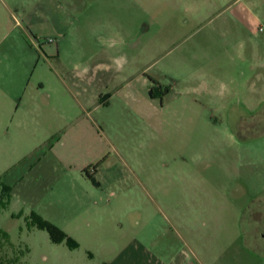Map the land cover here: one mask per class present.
<instances>
[{
  "label": "rangeland",
  "instance_id": "1",
  "mask_svg": "<svg viewBox=\"0 0 264 264\" xmlns=\"http://www.w3.org/2000/svg\"><path fill=\"white\" fill-rule=\"evenodd\" d=\"M56 43L61 62L77 63L92 78L77 87L79 94H112L120 84L113 80L117 66L128 62L133 69L125 76L141 75L136 86L153 80L164 93L152 104L153 123L161 103L181 95L190 107H204L215 131L207 133L201 157L189 162L166 136L146 133L143 119L121 116L115 99L88 117L102 129L133 128L108 144L93 136L87 146L44 150L33 137L61 132L0 133V264H99L84 242L85 200L71 193L53 164L72 158L81 166L101 149L112 162L113 147L125 161L140 160L130 167L149 189L169 191L163 199L169 210L156 216L164 226L169 220L173 252L181 247L199 264H264V0H0V62H13L20 74L30 65L36 84L41 49ZM137 98L136 108L145 111L148 95ZM102 196L94 198L99 206L106 204ZM31 214L71 235L78 247L52 243L31 224Z\"/></svg>",
  "mask_w": 264,
  "mask_h": 264
},
{
  "label": "crops",
  "instance_id": "2",
  "mask_svg": "<svg viewBox=\"0 0 264 264\" xmlns=\"http://www.w3.org/2000/svg\"><path fill=\"white\" fill-rule=\"evenodd\" d=\"M62 50L57 43L49 46L48 50L41 49L44 63L39 67V72L36 71V84H32L29 79L30 65L23 64L24 69L20 74L17 73L20 68L13 62H0V94L5 97L7 105L4 109L0 107V133H24L31 132V129L34 134L61 132L59 137H33V142H39L44 150L47 146L50 148L61 143L73 149L87 146L93 143V136L97 142L108 144L113 140L112 137L120 138L116 134L126 132L127 129L132 131L133 128L108 125L102 129L88 117L101 103L110 108L117 99L121 104V116L143 119L146 133L160 132L166 136L189 162H195L201 157L207 133L215 131L211 117L203 106L195 103L190 107L188 99L180 95L176 101L161 103L159 121L153 123L151 118L157 115L158 110L152 105L155 98L148 94L149 80L136 86L141 75L133 72L126 77V71L133 69L128 62L118 64L113 80L120 79V84L112 94L88 93L86 89L79 94L77 87L84 84L87 86L92 78L87 76V71L79 72L81 66L78 67L77 63L61 62ZM53 58L57 59L58 67L53 65ZM111 81L108 79L104 83L107 86ZM142 91L148 95V104L143 112L136 108L139 103L137 96L140 98ZM63 103L65 108H62ZM82 120L86 123L81 124ZM113 150L117 160L112 162L105 155L106 151L101 149L91 155L93 159L88 157L83 161L81 166L72 165V158L56 159L58 162L53 164L54 170L56 165L62 168L71 193L79 200L80 197L85 200L82 207L87 211L84 242H87L90 249L88 258L97 259L99 264H199L193 254L181 247L173 252L171 242L166 238L169 220L166 217L163 219L166 223L164 226L156 216L169 210L170 207L165 206L163 200L169 196V191L152 187L149 189L144 184L146 179L130 167V162L136 165L140 164V160L135 159L133 163L125 161L118 149L113 147ZM102 194L106 196V204L99 206L94 198H103ZM185 195L188 196L189 191ZM144 214L148 215L145 216L148 221L143 226ZM67 236L71 238V235ZM73 241L78 245V242Z\"/></svg>",
  "mask_w": 264,
  "mask_h": 264
},
{
  "label": "trees",
  "instance_id": "3",
  "mask_svg": "<svg viewBox=\"0 0 264 264\" xmlns=\"http://www.w3.org/2000/svg\"><path fill=\"white\" fill-rule=\"evenodd\" d=\"M151 82L152 85L148 90L149 96L151 98L161 99L164 96V93L162 92L160 86H158V84L153 80H151ZM30 219L33 226H35L39 230L46 231L52 243L60 244L64 242L70 249H75L78 247V245L71 238L65 235L59 228L43 220L40 216L31 214Z\"/></svg>",
  "mask_w": 264,
  "mask_h": 264
}]
</instances>
